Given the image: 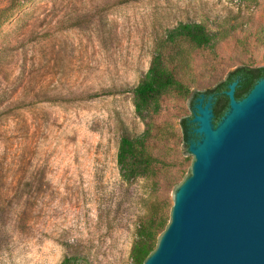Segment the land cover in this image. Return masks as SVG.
<instances>
[{"label":"rangeland","instance_id":"374dc122","mask_svg":"<svg viewBox=\"0 0 264 264\" xmlns=\"http://www.w3.org/2000/svg\"><path fill=\"white\" fill-rule=\"evenodd\" d=\"M9 0H0V9ZM232 17L248 24L216 52H196L182 75L189 95L164 102L159 123L177 135L200 104L192 93L241 66H264V0H28L0 27V264H131L149 196L172 213L196 155L178 137L169 174L125 182L117 163L121 127L140 134L133 93L149 69L155 38L179 22ZM114 93L90 98L89 94ZM206 98L204 105L208 103ZM216 121L218 129L228 118ZM194 142H203V136ZM190 145V143H189Z\"/></svg>","mask_w":264,"mask_h":264},{"label":"water","instance_id":"95a60500","mask_svg":"<svg viewBox=\"0 0 264 264\" xmlns=\"http://www.w3.org/2000/svg\"><path fill=\"white\" fill-rule=\"evenodd\" d=\"M236 85H229L231 112L218 129L213 97L206 105L204 94L196 99L191 122L203 142L190 140L192 174L145 264H264V77L243 99Z\"/></svg>","mask_w":264,"mask_h":264},{"label":"trees","instance_id":"16d2710c","mask_svg":"<svg viewBox=\"0 0 264 264\" xmlns=\"http://www.w3.org/2000/svg\"><path fill=\"white\" fill-rule=\"evenodd\" d=\"M28 0H9L0 9V27L8 21ZM247 23L237 17L214 22L211 28L208 22H179L176 26L165 29L155 38L154 54L147 72L139 83L129 88L133 93L135 112L145 125L140 134H132L125 126L121 127L117 163L125 182L138 179L150 181L155 191L158 190L162 176L169 174L166 157L160 155L161 149H169V142L178 137L188 149L194 134L193 116L185 117L180 122V133L170 124L159 123L158 118L164 109V102L171 96H187L189 88L184 84L182 75L192 70L196 52L209 50L216 52L218 45ZM257 37L264 43V28L256 30ZM264 77V66H241L231 71L227 79L212 89L192 93V103L201 94L213 97L215 120H220L229 107L227 91L229 85L238 80L235 97L243 99L257 81ZM114 93L104 90L89 94L90 98ZM189 151V149H188ZM190 174H192L190 172ZM147 212L141 216L133 241L131 264H145L157 250L163 234L171 224L172 213L166 198L149 196L144 200ZM173 211V209H172ZM60 264H85L79 256H66Z\"/></svg>","mask_w":264,"mask_h":264},{"label":"flooded vegetation","instance_id":"af4514ba","mask_svg":"<svg viewBox=\"0 0 264 264\" xmlns=\"http://www.w3.org/2000/svg\"><path fill=\"white\" fill-rule=\"evenodd\" d=\"M260 80V79H259ZM235 82H237V85H236V90H237V87H238V80H236ZM258 82V81H257ZM205 95V94H204ZM235 95H236V91H235ZM210 97V96H209ZM209 97H207V98H209ZM199 98V97H198ZM206 98V97H205ZM212 102H213V99H212ZM214 105V104H213ZM229 105V104H228ZM213 111H214V108H213ZM214 115H215V113H214ZM192 133L194 134V131L192 130ZM195 136H196V134H194V137L193 138H195Z\"/></svg>","mask_w":264,"mask_h":264}]
</instances>
